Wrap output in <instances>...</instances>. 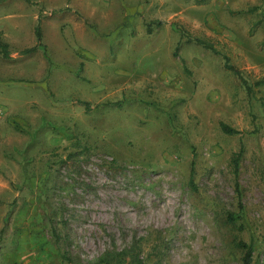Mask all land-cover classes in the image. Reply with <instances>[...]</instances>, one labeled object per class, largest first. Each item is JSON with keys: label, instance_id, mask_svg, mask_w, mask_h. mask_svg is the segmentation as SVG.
<instances>
[{"label": "rangeland", "instance_id": "rangeland-1", "mask_svg": "<svg viewBox=\"0 0 264 264\" xmlns=\"http://www.w3.org/2000/svg\"><path fill=\"white\" fill-rule=\"evenodd\" d=\"M0 40V264H264V84L222 58L264 79V0H0Z\"/></svg>", "mask_w": 264, "mask_h": 264}, {"label": "trees", "instance_id": "trees-1", "mask_svg": "<svg viewBox=\"0 0 264 264\" xmlns=\"http://www.w3.org/2000/svg\"><path fill=\"white\" fill-rule=\"evenodd\" d=\"M26 2H31V0H25ZM61 11V9L58 10H53L51 12V14H53L54 12H58ZM41 19L39 18V20L37 21L35 27H34V35H35V39L36 42L33 46L31 47H27L22 49L20 52L22 54H29L31 52H34L39 46L42 45V31H41ZM147 31L150 32V27L147 26ZM185 40L188 43H195L197 45H200L202 47H204L207 50H210L211 52L215 53V54H220V51H218L212 43H210L209 41H206L204 39L198 38V37H189V36H185L184 34L180 35L178 44L176 45L175 49H174V54L177 55L178 52V48L179 45L182 43V41ZM11 50L9 49V46L6 42L0 40V54L3 58L8 59L11 56ZM222 58L224 61V67L231 71L233 74H235L237 76V78L241 81L242 85L244 86V88L246 89V91L250 94L253 91V86H259L264 84V79L255 81L253 84H249L247 82L246 79H244L240 73V71L238 70V68H236L234 65L230 64L229 62V58L227 55H223L222 54ZM87 105V102H84ZM220 128L221 131L225 134H229V135H236L239 134L240 131L229 126L228 124L224 123V122H220ZM240 152H237L233 155V162L236 165L237 163V159L239 156ZM236 171V169H235ZM193 179V162L191 164V173H190V179L189 181L191 182ZM228 218L229 220H235L236 216L233 213H229L228 214ZM53 235H52V240L53 242L61 249V256L64 258L65 257V252L62 251V248L60 246V238L59 235L55 233V230L53 231ZM238 245L240 247L243 248L244 252H243V257H242V261L243 264H250L252 261V244L251 243H245V242H239ZM126 250L121 251L119 254H125L128 255L129 259H128V264H144L143 259L140 258L139 254L137 251H135L134 246H130V249H128L127 252H125ZM125 252V253H124ZM110 253L107 252L105 253V255L102 258V262L103 264H109L111 260L113 259H109Z\"/></svg>", "mask_w": 264, "mask_h": 264}]
</instances>
